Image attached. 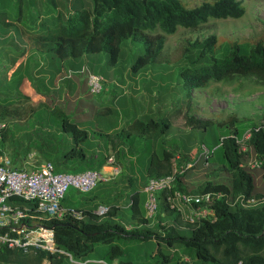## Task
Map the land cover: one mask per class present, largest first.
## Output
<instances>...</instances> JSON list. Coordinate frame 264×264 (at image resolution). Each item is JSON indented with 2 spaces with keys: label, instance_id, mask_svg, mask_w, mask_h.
I'll return each mask as SVG.
<instances>
[{
  "label": "trees",
  "instance_id": "obj_1",
  "mask_svg": "<svg viewBox=\"0 0 264 264\" xmlns=\"http://www.w3.org/2000/svg\"><path fill=\"white\" fill-rule=\"evenodd\" d=\"M9 5H12L10 0H0V121L7 118L9 109L20 101V97L22 98L19 87L26 77L20 73L22 65H18L11 75L6 77V72L16 63L15 59H12L10 65L3 63V55L10 50L13 52L7 44V40H14L13 37L5 39L3 43V33L9 30L13 29L12 32L19 34L18 29H25L21 33L29 36L27 48L32 52L52 56L61 61L104 53L109 67L117 64L123 42L129 39L140 41L143 52L136 57L130 67V71L137 74L157 60L164 47L165 36L175 34L179 27L196 29L209 20L238 19L245 13L242 2L238 0H216L212 4L202 3L192 9L185 7L181 0H88V2L46 0L43 4V18L35 10V0H16L15 15H12ZM16 25L21 27L17 29ZM216 43V37L211 35L203 40H195L183 49L187 66L181 70V75L186 87L204 88L209 82L218 83L235 76L255 78L264 86L263 42H256L248 51H244L241 45L233 43L224 58L214 59L209 55L213 53ZM25 51L26 48L21 50L22 53ZM3 76L9 84L15 82V88L9 90L7 88L9 85L5 88ZM29 82L32 85L31 80ZM35 93L42 97L47 96L37 90ZM58 111V107L52 108L46 115L54 126L56 138L44 136L39 138L37 152L45 160L53 163L56 173H67V170L72 174L87 170L100 171L106 166L108 156L95 151L88 153L82 144L88 141L89 133L64 116L62 111L59 113ZM53 115L59 117V124L53 120ZM179 118L182 127L187 130L206 131L212 124L188 113L181 114ZM239 122L237 117H230L227 124L222 126L231 131L221 137H215L211 151L199 158L200 165L208 166L213 152L219 150L220 169L226 175L225 180L203 183L197 191V195L209 192L225 195L218 200L211 199L208 202L193 204L194 207L206 206L210 209L212 216L209 219L195 220L193 224L187 223L186 231L175 226H173L175 229L166 226L167 218H171L174 223L181 218L177 209L170 207L168 196L174 191L184 193L182 180L186 168L182 169L180 166L178 154L161 145L159 150L153 151L150 155L144 186L150 179L164 178L175 171L176 173L172 189L157 193V211L153 219L155 224L149 225L152 220L145 217L144 208L141 212L139 191H134L129 197L127 206L130 211L129 221L135 223L130 229H127L118 218L121 208L119 205L106 204L108 211L103 217L94 214L96 205L91 208L79 206L73 209H65L62 206L67 212L63 218L41 220L42 226L52 232L55 252L39 250L36 255L24 254L21 250H12L0 245V264L15 262L41 264L43 260L50 264H62L64 254L60 252L86 262L99 244L107 247L103 255L109 260L107 264H114V261L116 264H135L125 257L128 248L119 245V240L125 244L136 243L138 247L143 243H154L155 248L151 252L144 247V256H139V259L150 257L155 264H264V127L260 125L251 127L247 145L250 153L263 160V164L259 169H249L241 166L248 161L249 153L239 152L232 138H239L245 133L236 128ZM170 126L169 122L155 118L134 120L129 125L140 135L159 133L162 136L166 135ZM9 132L7 127L1 131L0 155H5ZM31 141L29 139V142ZM30 149L26 142V148L9 154L15 169H23L19 158L28 156ZM85 163L89 165L85 166ZM69 191L81 194L74 189ZM238 195L255 198L261 202L251 208H242L233 204ZM65 196L61 205L66 199ZM10 201L20 206L26 205L17 198H11ZM27 205L31 210H35V204ZM70 210L81 213L82 217H73L68 213ZM29 221L26 219V224H29ZM174 248H178L179 251L171 253V249ZM180 255L186 256L187 260L180 259ZM99 260L104 261L102 258Z\"/></svg>",
  "mask_w": 264,
  "mask_h": 264
},
{
  "label": "rangeland",
  "instance_id": "obj_2",
  "mask_svg": "<svg viewBox=\"0 0 264 264\" xmlns=\"http://www.w3.org/2000/svg\"><path fill=\"white\" fill-rule=\"evenodd\" d=\"M61 1L65 2V0ZM82 1L88 2V0ZM181 1L185 7L192 9L202 3L212 4L216 0ZM238 1L242 2L245 9L242 17L209 20L196 29L179 27L175 34L165 36V44L157 60L137 74H133L130 67L136 57L143 52V45L140 41L133 39L123 42L118 62L112 67L106 64L107 56L104 53L64 61L44 55L40 69L44 74L48 73L53 78L58 74L59 85L50 88V92L44 93L45 84L41 80L35 79L31 80L35 90L40 91L43 95L47 94V96L41 97L32 93L31 97H27L20 93L22 96L19 98L20 101L9 109L7 118L0 121L5 123L10 130L4 154L9 158L12 151H21L26 148L27 142L31 149L28 156L19 158L22 168L30 169L44 162H49L37 152L39 149L37 141L39 138H43L42 136L51 139L56 138L57 133L54 126L48 119L49 116H46L49 114V108L54 104L58 107V113L62 111L64 116L82 125L81 127L89 133L88 141L82 144L88 153L92 150L97 151L95 146L101 145L97 141L112 129L115 132L111 138L116 137L118 139L119 137L121 148L118 151L116 145L110 144L113 146L109 145L106 153L109 157H115V166H118L119 174L112 177L109 173L101 171L103 178L115 179L111 183H99L95 191L97 194L95 202L119 205L121 208L118 218L121 219L127 229L135 226L134 221H129L130 211L127 209L129 197L134 191L141 192L140 206L142 212L146 200L145 194L142 193L146 168L151 153L159 150L161 145L178 154L180 166L182 169L186 168L182 180L183 194L195 197L203 183L225 180L226 175L220 169L219 150L213 152L208 166L200 165L199 158H202L205 152L211 151L215 137H221L231 131L222 125L227 124L228 119L232 116L240 120L236 124V128L241 131L251 130L253 125L264 127V86L258 83L255 78L235 76L218 83L209 82L204 88L189 89L184 85L181 70L187 66L183 49L195 40H203L214 35L217 43L213 53L209 55L214 59L224 58L233 43L241 45L244 51H248L258 41L264 43V0ZM10 2L12 3L11 6L9 5L12 15H15L17 11L15 8L16 0H10ZM45 2L46 0H35V10L41 14V18L44 17L42 10H44L43 4ZM7 41L13 52L10 50L3 55V63L10 65L12 59L19 57L17 52L27 46L19 44V39ZM204 63L208 64V62ZM77 64L81 65L78 70L75 66ZM10 74L11 71H7L6 77H9ZM27 74L34 75L36 73L28 69ZM88 74L98 75L105 79L101 83L102 90L99 94L91 93L85 83ZM26 79L29 81L28 78ZM70 81H75V86H70ZM77 81L80 82L76 83ZM118 81L130 83L128 87L122 88L117 86L116 82ZM3 86L5 88L8 86L7 88L11 90L15 88V82L9 84L3 76ZM23 98H29V100ZM44 101L45 105L41 104ZM118 106H120V110L117 109ZM123 106L126 109H123ZM14 108L15 111H13ZM105 110L109 111L106 115L102 114ZM185 113L199 120L210 121L212 124L206 131L201 129L187 130L182 127L179 118L181 114ZM53 118L59 124V117L53 115ZM148 118L169 122L171 126L166 135L162 136L159 133L137 135V132L129 127L134 120ZM182 123H184V117ZM29 139L30 141L34 139V141L29 142ZM103 143L105 146L109 144L107 140H103ZM84 165L88 166L89 164L85 163ZM67 171V173H71V171ZM110 193L114 198L109 196ZM173 205L180 210L181 218L176 223L172 222L171 218H167L166 226L186 231L188 227L185 218L190 214L191 208L180 201L174 202ZM34 223L42 225L39 218H35ZM153 224H155V220H152L149 225L152 226ZM163 233L161 232V234ZM118 244L128 248L125 257L135 264H155L150 257L139 259V256H144V247L151 252L155 248L154 243L147 242L138 247L136 243L127 242L125 244L119 240ZM106 251L107 247L99 244L86 262L62 252L64 254L62 264L109 263V260L103 256ZM175 251L178 252L179 249L174 248L170 252L174 253ZM101 258L104 261H100ZM183 258L187 260L186 256L180 255V259ZM192 262L194 263V261ZM32 263L15 262V264Z\"/></svg>",
  "mask_w": 264,
  "mask_h": 264
},
{
  "label": "built area",
  "instance_id": "obj_3",
  "mask_svg": "<svg viewBox=\"0 0 264 264\" xmlns=\"http://www.w3.org/2000/svg\"><path fill=\"white\" fill-rule=\"evenodd\" d=\"M102 81L100 76L88 74L87 86L90 92L99 94L102 90ZM5 128L6 124L0 122V134ZM250 135L251 130H248L241 137L232 138L235 140L239 152L249 153L248 161L241 166L259 169L263 160L250 153V148L247 145ZM204 154H208V151ZM106 167H108L106 173L112 177L119 174L113 156L107 158ZM175 173L176 171L164 178L150 179L143 187L142 191L146 196L144 210L147 219H154L157 211V193L172 189ZM108 180L109 178H103L101 172L97 170H87L76 174L56 173L50 162H44L34 169H15L6 155H0V245L12 250H21L24 254L36 255L39 250L55 252L51 230L36 223L26 224L25 220L63 218L67 212L62 207L61 201L67 191L74 189L81 194H86L94 190L99 182ZM223 197H225L224 194L215 192L191 197L174 191L168 196V203L171 208L177 209L179 213L180 210L173 205L174 202L180 201L184 205H189L191 211L186 216L185 222L193 224L195 220L209 219L212 216V211L206 206L194 207V203L208 202L211 199L218 200ZM11 198H17L26 205L15 204L10 201ZM260 202L261 200L255 198H245L244 195H238L233 204L242 208H251ZM30 203L35 204V210H31L27 205ZM107 211L106 206H98L94 214L103 217ZM68 213L73 217H82L79 212L70 210Z\"/></svg>",
  "mask_w": 264,
  "mask_h": 264
},
{
  "label": "crops",
  "instance_id": "obj_4",
  "mask_svg": "<svg viewBox=\"0 0 264 264\" xmlns=\"http://www.w3.org/2000/svg\"><path fill=\"white\" fill-rule=\"evenodd\" d=\"M17 26V25H16ZM21 26H17V29L20 28ZM19 30V34H13V32H11V30H9L7 33H3V43H5V39H8L10 37H13L14 40L15 39H19V44H22V46H27L29 44V36L25 33H21V31H24L25 29H18ZM19 36V38H18ZM24 48V47H23ZM17 54H19L18 58L15 59L16 60V63L14 64L13 68H11L9 71H11V73L18 67V65H22L23 69H22V73L26 76L23 78V80L21 81V84H20V87H19V91L20 93H22L23 95L27 96V97H31L32 93H35V89L33 88V85H31V83L29 81H27L26 78H28L29 80H41L45 86H46V90H44L43 92L44 93H47V92H50V88L52 87H56L58 86V74L56 75L55 78H53L52 76H50L48 73L44 74L42 71H41V63H42V57L45 55V54H41V53H36V52H32L30 49H28L26 47V51L24 53L21 52V50L19 52H17ZM46 56V55H45ZM4 59V58H3ZM12 59V58H11ZM28 62H30V64H28ZM77 68L76 70H78L81 65L77 64L75 65ZM28 69H31L33 73H36L34 75L32 74H27V71ZM11 75V74H10ZM102 78V77H101ZM103 80H105L104 78H102ZM76 81V80H75ZM75 81H70V86H75ZM32 82V81H31ZM80 81H77L76 83H79ZM61 83V82H60ZM85 83H86V79H85ZM117 83V86H120L122 88H126L129 86V83L128 81H118L116 82ZM87 87V86H86ZM52 90V89H51ZM42 97V96H41ZM44 102H42L41 104H44ZM57 106L54 104L52 105V108H56ZM123 109H126L125 106L122 107ZM118 110H120V106H118L117 108ZM109 111L105 110L102 112V114H108ZM77 125L80 127V128H83L81 127L82 125H79V123H77ZM84 129V128H83ZM100 132V131H98ZM115 132V131H114ZM111 130L108 131L107 134H105V138L104 137H101L97 143L101 145L99 146H95L98 154H103L104 156H108L106 151L107 149L110 147V146H113V145H110V144H114L118 147V151L120 150L121 148V143H120V139L118 137V139L116 137L114 138H111V136L113 135L114 133ZM101 134V133H99ZM103 135V134H102ZM137 135H139L137 133ZM119 136V134H118ZM103 140H107V142H109V144L107 146L104 145L103 143ZM117 142V143H116ZM110 145V146H109ZM93 151V150H92ZM108 152V151H107ZM109 157V156H108ZM115 158V157H114ZM28 163V162H27ZM24 164V163H23ZM26 164V163H25ZM24 164V165H25ZM37 166L35 167H31L30 169H34L36 168ZM116 167L118 168V166L116 165ZM108 170V167L104 166L101 170L103 172H106ZM108 178V177H107ZM115 178H113L112 180H114ZM112 180H108V181H102L103 183H111ZM100 183V182H99ZM99 183L97 184V186L95 187V189L90 192L89 194H75L74 191H69L67 194H66V199L64 200L62 206L65 208V209H73V208H76V207H79V206H83L84 208H91L93 206H105L106 204L105 203H96L95 202V199L97 197V194L95 193V191L97 190L98 188V185ZM144 185L142 186V189H143ZM109 196L112 198L113 195L112 193L109 194ZM35 215V214H34ZM30 220V219H29ZM30 223H34V220H30L29 221V224ZM35 225V224H33ZM46 262V263H45ZM41 264H50L47 260H43ZM86 264H89V263H86ZM114 264H116V261H114Z\"/></svg>",
  "mask_w": 264,
  "mask_h": 264
},
{
  "label": "bare ground",
  "instance_id": "obj_5",
  "mask_svg": "<svg viewBox=\"0 0 264 264\" xmlns=\"http://www.w3.org/2000/svg\"><path fill=\"white\" fill-rule=\"evenodd\" d=\"M49 245H51V244H49Z\"/></svg>",
  "mask_w": 264,
  "mask_h": 264
}]
</instances>
